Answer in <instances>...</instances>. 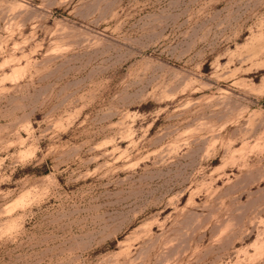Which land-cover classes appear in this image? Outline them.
<instances>
[{
    "label": "rangeland",
    "instance_id": "obj_1",
    "mask_svg": "<svg viewBox=\"0 0 264 264\" xmlns=\"http://www.w3.org/2000/svg\"><path fill=\"white\" fill-rule=\"evenodd\" d=\"M0 264H264V0H0Z\"/></svg>",
    "mask_w": 264,
    "mask_h": 264
}]
</instances>
